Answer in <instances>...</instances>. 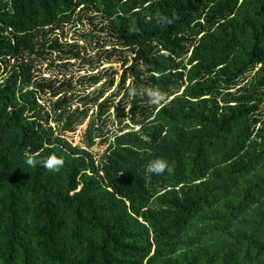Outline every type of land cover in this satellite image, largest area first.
<instances>
[{"label": "trees", "instance_id": "16d2710c", "mask_svg": "<svg viewBox=\"0 0 264 264\" xmlns=\"http://www.w3.org/2000/svg\"><path fill=\"white\" fill-rule=\"evenodd\" d=\"M82 13L134 56L128 123L97 157L33 79ZM261 104L264 0H0V264H264Z\"/></svg>", "mask_w": 264, "mask_h": 264}, {"label": "rangeland", "instance_id": "374dc122", "mask_svg": "<svg viewBox=\"0 0 264 264\" xmlns=\"http://www.w3.org/2000/svg\"><path fill=\"white\" fill-rule=\"evenodd\" d=\"M88 15L89 13H82L79 19L65 24L50 35L57 37L58 43L65 53L52 51L45 54L46 58H49L47 61L37 59L34 62L33 79L35 81H52L54 87L60 90L55 96H52L48 89L44 93H40L38 101L45 112H50L51 104L53 105L58 97L67 98L69 109L66 115H73L66 120L69 125L67 131L64 132V138L75 146L90 145L89 149L97 157L112 139L114 133L119 130V126L128 123L127 113L131 95V78H129L128 67L130 68L133 64L134 56L130 54L129 50L121 47L106 30L101 29L103 24L100 23L98 17L92 16L91 13V18H88ZM77 51H80L83 60L67 59L68 52L73 54ZM254 71L236 82L235 87L229 92L238 87H244V85L250 89L248 83L253 80ZM124 73L126 78H124L123 84H120ZM91 76H98L100 81L90 86L89 77ZM66 82L70 84L71 88H67ZM256 91L259 93L258 89ZM98 94H101V97L97 98L94 104L88 102L85 105L84 102H80L81 97L86 95L97 97ZM146 104L150 106V100H147ZM259 106L262 111L264 104ZM103 107L109 109L100 116ZM117 110L123 114L122 117L115 114ZM48 116V126L57 134V127L53 122L54 115L50 113ZM98 117L101 121H98L100 120ZM119 120L121 121L119 122ZM137 128V126H132L133 130ZM88 130L95 135L93 139L95 142L92 144H88Z\"/></svg>", "mask_w": 264, "mask_h": 264}]
</instances>
